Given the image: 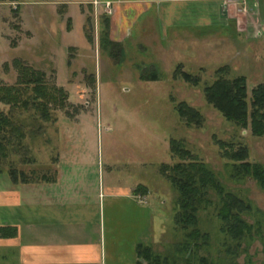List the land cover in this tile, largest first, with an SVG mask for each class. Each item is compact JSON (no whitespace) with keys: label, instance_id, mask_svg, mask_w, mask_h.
<instances>
[{"label":"rangeland","instance_id":"obj_1","mask_svg":"<svg viewBox=\"0 0 264 264\" xmlns=\"http://www.w3.org/2000/svg\"><path fill=\"white\" fill-rule=\"evenodd\" d=\"M12 1H0L1 82L17 83L19 68L12 61L18 58L44 71L47 82L63 89L66 98L63 105L52 109L56 119L48 122L35 118L31 109L17 108L15 117L24 123L29 134L25 146L19 148L21 153L10 152L11 162L6 160L2 168L8 169L11 163L28 171L33 164L30 160L59 154L61 142L68 149L78 142L82 155L105 161L106 171L110 168L113 174L140 178L148 187L147 205L154 229L159 233L163 223L165 226L155 249L165 251L181 234L173 220L177 193L161 178L160 165L177 161L178 157L170 151V140L178 138L207 162L230 189L264 210V192L252 178L240 182L232 179L228 160L221 156L215 141L244 143L249 147L250 159L264 164V136H255L249 129L226 120L203 94L204 86L215 79V71L223 65L229 67L228 77H247L249 94L264 82V0H258L259 5H236L239 11L249 12L248 20L241 25L248 29V35L234 33L235 28L227 32L211 28L203 35L204 27H198L191 34L178 35L176 40L169 36L166 47L157 37L146 35L104 46L98 9L90 8L91 4L81 5L80 0ZM87 16L90 22L85 19ZM259 27L261 36L252 37ZM86 29L93 40L88 39ZM178 63L199 75L200 84L173 78ZM154 66L162 72L161 80L140 77L143 70ZM178 101H186L202 112V127L185 124L174 109ZM0 107L8 109L1 103ZM38 126L43 130L37 132ZM73 132L79 133L76 139ZM36 161L38 165L33 167L41 168L43 160ZM200 217L202 229L212 235L210 251L216 256L223 239L219 220L212 208L201 212ZM249 252L257 263L263 259L260 241L252 242ZM244 259L243 255L239 261Z\"/></svg>","mask_w":264,"mask_h":264},{"label":"crops","instance_id":"obj_2","mask_svg":"<svg viewBox=\"0 0 264 264\" xmlns=\"http://www.w3.org/2000/svg\"><path fill=\"white\" fill-rule=\"evenodd\" d=\"M95 1L99 3L100 27H104L101 21L107 14L106 3H111L109 39L113 44L146 35L157 37L163 47L169 36L176 40L178 35L191 34L198 27H204L203 35L211 28L223 32L235 28L234 33L248 35V29L241 25L249 12L237 8L259 5L258 0L78 3L95 8ZM261 28L252 37L259 38ZM71 135L76 139L79 133ZM62 144L59 154L30 160L33 164L28 171L22 169L29 176L27 180L19 174L12 177L8 169L0 171V229H5L0 234V264H137V245L152 243L156 247L165 228L163 223L159 233L154 229L147 205L148 187L140 178L116 175L110 168L106 171L105 161L82 155L78 142L70 149ZM36 160H43L41 168L33 167ZM139 186H145L147 192ZM140 197L146 202L142 203Z\"/></svg>","mask_w":264,"mask_h":264},{"label":"trees","instance_id":"obj_3","mask_svg":"<svg viewBox=\"0 0 264 264\" xmlns=\"http://www.w3.org/2000/svg\"><path fill=\"white\" fill-rule=\"evenodd\" d=\"M102 17V44L106 46L113 43L109 39L110 19L108 14ZM86 20L90 22L91 19L87 16ZM87 29L88 39L93 40ZM12 64L19 68L17 83L8 85L0 79V103L8 106L7 110L0 107V171L2 163L10 161L13 154L21 153L19 148L25 146L29 134L24 123L15 117L17 108L31 109L35 118L48 122L56 119L52 109L66 98L63 89L47 82L44 71L36 70L18 58L13 59ZM228 70L227 65L218 67L215 79L204 86L206 102L226 120L249 129L255 136H264V82L253 87L249 94L247 77L238 75L230 78ZM161 75L155 67H148L140 77L157 81ZM172 75L192 85L201 82V77L185 70L182 63L175 66ZM174 109L187 126L202 127L204 124L202 112L186 101L175 102ZM40 130H43L42 126H38L37 132ZM215 141L221 156L228 160L232 179L240 182L252 178L264 191V164L250 159L249 147L237 141ZM170 151L178 159L173 163H162L160 174L177 193L173 220L181 237L165 251H157L152 243H139L137 264H264V257L257 263L249 252L250 244L258 239L264 255V210L230 189L207 162L186 147L182 139L172 138ZM8 171L12 177L18 174L23 180L29 177L11 163ZM138 188L147 192L145 186ZM210 208L216 213L219 232L223 236L216 256L210 251L213 246L210 231L201 227L200 213ZM3 231L5 229H0V234L3 235ZM243 255L244 262H240Z\"/></svg>","mask_w":264,"mask_h":264},{"label":"built area","instance_id":"obj_4","mask_svg":"<svg viewBox=\"0 0 264 264\" xmlns=\"http://www.w3.org/2000/svg\"><path fill=\"white\" fill-rule=\"evenodd\" d=\"M99 5V3L97 2V1H95V6H98ZM245 5V4H244ZM97 8V7H96ZM106 12H107V14H110L111 13V3L110 2H107L106 3ZM140 201L142 202V203H144V202H146V200L145 199H142V197H140Z\"/></svg>","mask_w":264,"mask_h":264},{"label":"flooded vegetation","instance_id":"obj_5","mask_svg":"<svg viewBox=\"0 0 264 264\" xmlns=\"http://www.w3.org/2000/svg\"><path fill=\"white\" fill-rule=\"evenodd\" d=\"M256 183H257V182H256ZM257 185H258V184H257ZM258 186H259V185H258ZM261 190H262V189H261ZM262 191H263V190H262ZM263 192H264V191H263ZM247 199H248V198H247ZM249 200H250V199H249ZM251 201H252V200H251ZM252 202H253V201H252ZM253 203H254V202H253ZM254 204H255V203H254ZM255 205H256V204H255ZM256 206H257V205H256ZM257 207H258V206H257ZM260 209H261V208H260ZM257 240H258V239H257ZM257 240H256V241H257ZM258 241H259V240H258ZM262 249H263V246H262ZM262 253H263V251H262ZM263 257H264V255H263ZM262 260H263V259H262ZM262 260H261V261H262ZM255 261H256V260H255ZM261 261H260V262H261ZM260 262H258V263H260Z\"/></svg>","mask_w":264,"mask_h":264}]
</instances>
